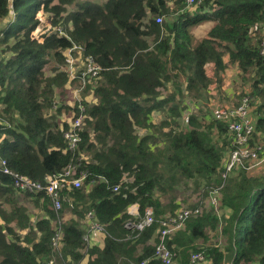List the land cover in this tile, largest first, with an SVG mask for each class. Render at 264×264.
<instances>
[{
	"label": "trees",
	"instance_id": "obj_1",
	"mask_svg": "<svg viewBox=\"0 0 264 264\" xmlns=\"http://www.w3.org/2000/svg\"><path fill=\"white\" fill-rule=\"evenodd\" d=\"M194 5L191 10L185 0H0L1 52L9 53L0 56V158L41 182L68 166L71 178L84 172L79 186L61 187L56 210L44 190L20 191L0 168V264H162L154 256L161 221L176 215L191 187L203 196L221 184L220 215L202 202L186 205L203 209L167 237L173 262L189 264L190 254L201 252L209 264H264V167L258 173L261 164L246 163L222 179L223 157L233 148L225 138L227 124L203 110L190 113L184 128L176 120L183 89L205 97L212 81L221 86L220 72L232 63L251 81L249 91L238 96L251 98L250 144L264 140V52L257 34L264 25V0ZM42 14L57 30L39 32ZM203 23L206 30L194 41L191 29ZM72 46L77 63L90 55L100 70L81 92L84 124L69 149L64 116L80 110L78 103L54 96L72 83L64 68ZM86 93L95 100L88 101ZM26 202L40 212L34 219ZM133 203L136 215L127 209ZM146 207L153 221L137 227ZM88 212L89 220L103 225L99 242L84 239ZM219 224L222 246L209 239Z\"/></svg>",
	"mask_w": 264,
	"mask_h": 264
},
{
	"label": "built area",
	"instance_id": "obj_2",
	"mask_svg": "<svg viewBox=\"0 0 264 264\" xmlns=\"http://www.w3.org/2000/svg\"><path fill=\"white\" fill-rule=\"evenodd\" d=\"M200 0H185L188 5L197 4ZM156 22H161V16H156ZM261 37V52H264V30H260ZM76 49V46H72L67 50L65 57V70L68 72L69 82L75 84L73 90L72 101L69 100L67 104L74 106L78 103L79 113L74 114L69 122V128L64 131V136L67 139L68 148H74L80 140L78 130L81 129L84 124L83 107L80 104L81 92L88 83H91V79L99 74L100 67L92 58L87 55L85 59L80 63L76 62V58L72 55V51ZM71 84V83H70ZM69 84V85H70ZM93 84V83H91ZM90 84V85H91ZM250 101L251 98L247 95H243L238 104L232 106L219 105L212 107L210 115L212 118L221 120L227 124V133L231 139L233 148L227 153V157L223 162V169L220 173L222 179H224L227 173L235 167L244 166L248 163L247 168H253L264 162V142H257L250 144L252 133L254 131V119L250 116ZM187 120V117L185 118ZM2 121L0 117V122ZM0 168L2 172L8 174L13 179V185L20 191L30 190H44L51 196L53 207L58 210L60 207L59 190L64 184L71 183L77 187L81 184L84 172H81L79 177L71 178V167H66L63 172L56 175H46L43 182L32 179L29 176L20 174L6 165L4 158H0ZM222 185V184H221ZM219 185L218 188H220ZM116 189V187L114 188ZM200 207L191 209L189 207H181L178 209L175 216L166 218L161 221V226L158 229V240L154 244V256L160 260L162 264H173V258L170 248L166 243L167 237L181 228L191 214L200 212ZM128 212L136 215L138 213V206L133 203L128 206ZM91 212L87 213V217L90 219ZM153 221V212L151 207H146L144 211V217L141 221H138L136 226L141 227L143 225H149ZM103 225L90 220L88 225V231L84 235L85 240L97 236L102 232ZM60 230H57L54 235L53 243L59 244ZM55 247V246H54ZM201 252H192L190 254L189 264H204L202 263ZM41 264H53V259H48Z\"/></svg>",
	"mask_w": 264,
	"mask_h": 264
},
{
	"label": "rangeland",
	"instance_id": "obj_3",
	"mask_svg": "<svg viewBox=\"0 0 264 264\" xmlns=\"http://www.w3.org/2000/svg\"><path fill=\"white\" fill-rule=\"evenodd\" d=\"M186 8L188 9H193L195 5H188L186 4ZM162 17V15H161ZM205 23V22H204ZM199 24L198 26H195L194 28L191 29L193 30V40H198L200 37H202L204 31L206 30V24ZM258 31L257 34L260 35V30H264V25H259L257 26ZM38 30L40 33H45V32H50V31H55L57 30V26L51 25L48 19L46 18L45 15H40V23L38 25ZM3 46L0 44V56H7L9 53H6L4 51L1 52ZM6 53V54H5ZM65 67V65H64ZM213 75L214 73L211 72ZM221 75V86H217L218 82L215 80L212 81L209 85V91L206 92L205 97H194L193 94L195 93L194 91H188L186 92L184 89L185 95L182 98L181 104L184 106L181 110V116L177 117L176 120L178 121V125L180 128H184L187 125L186 117L189 116L190 113H192L194 110L206 112L207 117H211L209 112L212 110V107L214 106H219V105H225V106H232L235 105V103H238V100H240L238 97L239 94L249 91L250 87V78L249 77H243L239 74L238 69L235 67L234 64L228 63L227 68L223 71L220 72ZM75 82L74 84L71 83L70 85L67 84L66 86L62 87V90H59L55 93L54 100H60L62 98L65 99V102L69 100L72 101V96H73V90L75 88ZM182 91V90H181ZM182 93V92H181ZM85 97L88 101H94L95 99L93 98L92 94L86 93ZM242 97V96H241ZM198 114V112H196ZM199 115V114H198ZM201 115V114H200ZM167 116L165 113L159 118H165ZM250 116L253 118V111L252 107L250 106ZM65 119L68 120V122H71V115L66 114L64 116ZM225 138L230 139L227 131ZM263 138V137H262ZM262 138H259L260 142H264ZM231 140V139H230ZM227 153V152H226ZM225 153L222 164L225 161L227 154ZM263 167L264 163L259 165L258 168V173L263 172ZM212 184V183H211ZM210 184V185H211ZM192 187L190 188L189 191L186 192L184 197L182 198V203L180 204L181 207H186V205L194 204L195 202H202L205 206V208L208 207H213L215 212L220 215V213L223 211L222 208H219L218 205V194L221 196L220 190L218 192L212 190L209 194L206 193L205 195L201 196L200 195V189L197 190H192ZM217 198H216V196ZM25 206L27 208V211L31 213V218H35V216H38L40 214L39 211H36V209L32 206V204L26 202ZM203 208L200 207L199 210H202ZM88 218V217H87ZM87 221V220H86ZM88 221L89 218H88ZM89 225V224H88ZM87 227V224H86ZM98 238V237H97ZM209 239L212 243H215L217 245L222 246L223 245V236L221 232V224H219L215 229H212L209 231ZM202 258V263L204 264H209V260L205 259L203 257V254H201ZM175 264V262H173Z\"/></svg>",
	"mask_w": 264,
	"mask_h": 264
},
{
	"label": "crops",
	"instance_id": "obj_4",
	"mask_svg": "<svg viewBox=\"0 0 264 264\" xmlns=\"http://www.w3.org/2000/svg\"><path fill=\"white\" fill-rule=\"evenodd\" d=\"M240 99V98H239ZM238 102H239V100H238ZM238 104V103H237ZM235 105H236V103H235ZM140 132H143L142 130L140 131ZM128 209V208H127ZM134 215V214H133ZM87 223H89V221L87 220ZM184 225V224H183ZM88 227V226H87ZM183 227V226H182ZM181 227V228H182ZM86 231H88V228H86ZM156 234H157V240H158V229H157V231H156ZM98 237V238H97ZM102 237H103V234H102V232H100V233H98L97 234V236H94V237H91V239L90 240H94V241H96V242H99L101 239H102ZM156 240V241H157Z\"/></svg>",
	"mask_w": 264,
	"mask_h": 264
}]
</instances>
